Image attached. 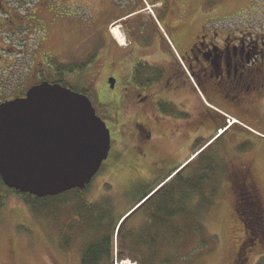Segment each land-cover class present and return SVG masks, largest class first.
<instances>
[{
	"label": "rangeland",
	"instance_id": "rangeland-1",
	"mask_svg": "<svg viewBox=\"0 0 264 264\" xmlns=\"http://www.w3.org/2000/svg\"><path fill=\"white\" fill-rule=\"evenodd\" d=\"M45 1L56 7L59 17L54 19L51 24L41 20L42 23H39L41 32L35 30L29 33L27 42L30 47L27 49V53L31 55L32 51L36 49L37 59L33 60V63L26 61L27 59L24 60L27 66L24 68L23 75L19 70L10 73L6 79H11L9 84L14 85L0 87V104L22 95L30 84L29 81H34L31 76L41 74L43 69L48 66L57 72L56 78H50L51 81H59L63 86H68L78 93L86 92L88 94L98 116L107 124L111 132L112 149L101 172L84 191L83 199L87 204L99 205L102 210L106 208L109 211V221H116L124 216L154 185H160L161 181L163 182L169 174L164 170L157 173L151 171L152 167L156 168L155 164L158 165V168L163 167L159 164L158 158L154 157L146 161L137 159L138 153L133 149L131 138H128L132 129H123L116 123L115 100L121 96V91L124 88L131 87V82L118 80L115 88H111L108 76L110 73L116 75L117 63L111 68V72L110 66H108L107 74H98L102 65L97 60V56L102 55V48L98 36H94L91 28L87 29L83 25L89 22V14L82 11H68L67 0ZM184 1L187 18L182 24L179 23L178 29H182V26L195 27L197 23L194 22V17L198 12L200 15L204 14L198 24L205 25L245 24L251 21L259 26V22L263 21L264 17V0ZM157 3L159 4L154 7L156 10L155 24L157 26L158 23L159 28L154 26L148 28L145 35L140 37L142 40L140 43L152 45L153 52H155L154 46L159 48L158 43L161 44L159 32L168 31L166 19L168 24L171 23L168 19L170 16L169 1L155 0L150 3V7L153 8L152 4ZM37 8L42 9V7ZM44 9L45 7L37 13H42ZM33 10L36 9L33 8ZM47 13L46 10L44 14ZM120 34L122 33L120 32ZM42 39L44 40L41 42ZM120 50H128L127 54L133 51V47H125ZM43 53L56 55L54 63L48 62L44 67L39 66L38 64H42L43 60L38 58V55ZM18 60L21 61V58L19 57ZM26 70L28 72L24 75ZM19 76L24 77L16 83L14 78ZM42 80L44 77L38 75L37 82ZM127 92L125 91V93ZM183 96L181 100L186 105L188 104L186 110L195 116L196 110L189 93ZM250 126L264 134V126L259 127L251 124ZM235 132H237L235 135L228 136L232 137L234 143L239 144V148L236 147L235 151L230 150L228 155L223 154V157H217L215 153L220 152L221 148L219 149L216 144L210 152L217 157V161L207 154L200 158V163L197 159L193 164V167H203L209 164L213 169L206 174L211 178L208 188L216 190L212 209L203 219L206 228H203L200 217L197 224L190 226L192 227L190 231L180 233V238L177 237L178 235L172 236L171 232L174 234V231L171 230L164 243L154 240L155 250L152 249L151 252L146 246H142L143 242L140 238L142 232H135V237L130 236L129 233L124 237L125 241L123 239L121 241L117 239L116 231L113 241V264H139V262L141 264H235V260L245 264L247 255V264H264V243L250 244L251 241L248 240L245 227L237 216L234 194L227 170H223V172L220 170V165L229 170V168L238 167L240 162L252 161L264 209V140L252 136H242L241 131L236 130ZM207 141L208 136L204 143L196 146H204ZM169 148L170 145L165 146V152ZM196 149L199 148H194V146L189 148L179 160L173 161V163L177 164L176 166L185 163ZM224 158L227 159L222 161ZM63 198H67V196ZM77 198V195L73 194L67 198L68 203L57 201L53 206L49 205L44 211L36 214L24 203L21 196L11 193L0 185V264H82L85 246L93 242L99 236L100 231L92 229L90 223L85 225L84 218L80 215L82 201L79 202ZM99 213L96 214L100 215ZM138 216L132 218L126 226L137 224ZM106 222L105 225L103 224L105 228L111 223L108 220ZM123 232H127L125 226ZM250 237L253 238L254 233ZM182 238L183 240H180ZM130 239H132V245L124 244ZM246 241L245 248L250 252L243 255L240 250L243 249ZM142 252L151 255V257L153 253H156L160 259L139 260L138 256H141ZM120 254L123 257L122 260L117 259V255ZM136 254L137 257H135ZM148 255L145 257H149ZM102 264L109 263L104 261Z\"/></svg>",
	"mask_w": 264,
	"mask_h": 264
},
{
	"label": "flooded vegetation",
	"instance_id": "flooded-vegetation-1",
	"mask_svg": "<svg viewBox=\"0 0 264 264\" xmlns=\"http://www.w3.org/2000/svg\"><path fill=\"white\" fill-rule=\"evenodd\" d=\"M153 1L67 0V6L68 11L89 14V25L82 24L87 29L91 28L101 44L102 55H98L97 60L102 66L98 74H107L108 66L111 72L117 63V73H110L108 81L131 82V87L124 88L115 100L116 106L109 105L115 108L116 123L123 129H132L128 138H131L133 149L138 153L137 159L158 158L163 167L158 168L155 164L156 168L152 167L151 171L157 173L164 170L172 174L180 166L173 161L179 160L189 148H199L191 155L197 153L196 160L210 154L217 161V157L239 148V144L228 135H235L237 130L242 132V136H249L254 134L250 124L264 126V17L259 26L251 21L245 24L205 25L198 24L203 16L198 12L194 17L195 27L182 26L178 29L187 18L185 1L168 0V19L171 22L168 24L166 19L168 31L165 30V36L168 39L159 32L161 44L158 43L159 48L154 46L153 52L152 45L140 43V37L148 28L158 27L147 8ZM158 4H152L153 8ZM37 7L45 9L37 13L42 10ZM46 10L47 16L44 14ZM57 11L45 0H0V87L14 85L9 84L11 79H6L10 73L19 70L23 75L26 61L33 63L37 59L36 49L31 55L27 53L30 47L27 37L35 30L41 32V20L51 24L58 19ZM118 24L123 34V43L119 42L122 46L111 32V27ZM125 47H133V51L126 54L128 50H120ZM38 58L43 60L38 65L44 67L48 62L53 64L56 55L43 53ZM52 68L55 69L54 66ZM56 73L48 66L41 74H33L34 81L30 80L23 94L16 98L25 97L29 89L43 82L62 85L59 81L50 80L56 78ZM38 75L44 80L37 82ZM23 77L14 79L17 83ZM186 93L194 103L195 116L186 110L188 104L181 100ZM200 93L210 106L204 103ZM81 94L88 96L86 92ZM214 107L219 111H215ZM220 130L224 132L219 133ZM206 136V145H211L206 149V145L196 146L204 143ZM216 144L221 148L215 153L217 157L210 152ZM169 145V150L165 152V146ZM251 162H240L238 167L229 170L222 166L220 170H227L228 176L235 179L236 188L246 191L256 184ZM145 204L134 214L140 212ZM240 252L244 255L250 250L241 249ZM246 258L245 264L248 255ZM234 263L244 264L236 260Z\"/></svg>",
	"mask_w": 264,
	"mask_h": 264
},
{
	"label": "water",
	"instance_id": "water-1",
	"mask_svg": "<svg viewBox=\"0 0 264 264\" xmlns=\"http://www.w3.org/2000/svg\"><path fill=\"white\" fill-rule=\"evenodd\" d=\"M111 148L90 99L59 84L43 82L0 104V177L21 194L43 199L85 190Z\"/></svg>",
	"mask_w": 264,
	"mask_h": 264
},
{
	"label": "trees",
	"instance_id": "trees-1",
	"mask_svg": "<svg viewBox=\"0 0 264 264\" xmlns=\"http://www.w3.org/2000/svg\"><path fill=\"white\" fill-rule=\"evenodd\" d=\"M197 161L199 162L200 159ZM195 163L196 162L192 163L187 169L181 171L171 182L167 183L154 193L140 212L134 214L127 222L125 221L126 223L124 222L120 228L118 239L121 241L123 239L125 241L126 238L124 239V237L127 236V234L130 233V236L135 237V232L140 231L142 232L140 234V238L143 242L142 246H146L151 252V250L154 249V240L159 241V243H164L167 240L168 235H170L171 230L174 231V234L171 232L172 236L178 235L177 237L180 238V233L190 231L192 228L190 226L197 224L200 217V222L202 223L203 228H206L203 219L208 216L210 213L209 211L212 209L213 196L216 191L208 188L211 183V178L207 177L206 174L213 169H211L209 164L203 167H193V164ZM229 178L230 176H228V179ZM234 180L232 177L230 178L237 216L245 227V233L248 235V240L251 241L250 244H263L264 209L257 182L255 185H253L252 182H249V185L253 186L245 191L238 190L235 186ZM0 185L11 193L21 196L24 203L36 214L44 211L49 205L53 206L57 201L59 203H68L67 198L76 194L78 201L83 202V204H81L82 202L80 203L82 212L80 215L84 218L85 225H89L90 223L92 229L100 231L98 234L99 236L95 238L93 242H90L85 246L82 254V264H102L104 261L113 264V241L115 228L118 226L119 219L111 222L108 218L109 211L106 208H103L102 210L97 204L96 206H93L92 204L85 203L83 199L84 191L77 189L57 197L40 199L29 194H21L15 190L9 189L2 181L1 177ZM152 189L153 187L143 196L147 195ZM66 196L67 198H63ZM79 196H81L80 199ZM99 209L101 210L100 213ZM96 213H99L100 215H97ZM137 215H139V219L137 220L138 223L132 224L135 225H131L132 228L131 226H126L127 223ZM107 220L111 223H108L109 226L105 228L104 225L107 223ZM124 226L125 231H127L126 233L123 232ZM253 233L254 237L251 238L250 236ZM180 240H183V238ZM124 244L132 245V239L127 240ZM246 244L247 241L244 244L243 249H247L245 248L247 246ZM140 255L141 256H138L136 254L135 257L138 256L139 260L150 258L160 259L156 253H153L152 257L143 252ZM145 255H148L149 257H145ZM117 258L120 260L123 259L121 254L118 255ZM139 264L141 263L139 262Z\"/></svg>",
	"mask_w": 264,
	"mask_h": 264
},
{
	"label": "bare ground",
	"instance_id": "bare-ground-1",
	"mask_svg": "<svg viewBox=\"0 0 264 264\" xmlns=\"http://www.w3.org/2000/svg\"><path fill=\"white\" fill-rule=\"evenodd\" d=\"M114 35L116 36V38H118L119 42L123 43V36L120 34L119 29H114Z\"/></svg>",
	"mask_w": 264,
	"mask_h": 264
}]
</instances>
